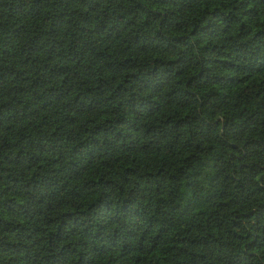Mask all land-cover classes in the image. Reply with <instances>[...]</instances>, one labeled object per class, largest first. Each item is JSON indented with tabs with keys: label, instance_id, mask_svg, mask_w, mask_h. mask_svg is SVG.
Returning <instances> with one entry per match:
<instances>
[{
	"label": "trees",
	"instance_id": "16d2710c",
	"mask_svg": "<svg viewBox=\"0 0 264 264\" xmlns=\"http://www.w3.org/2000/svg\"><path fill=\"white\" fill-rule=\"evenodd\" d=\"M0 264H264V0H0Z\"/></svg>",
	"mask_w": 264,
	"mask_h": 264
}]
</instances>
